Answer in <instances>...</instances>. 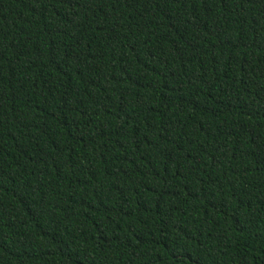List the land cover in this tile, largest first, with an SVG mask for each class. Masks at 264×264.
Returning a JSON list of instances; mask_svg holds the SVG:
<instances>
[{
	"label": "trees",
	"instance_id": "1",
	"mask_svg": "<svg viewBox=\"0 0 264 264\" xmlns=\"http://www.w3.org/2000/svg\"><path fill=\"white\" fill-rule=\"evenodd\" d=\"M0 264H264V0H0Z\"/></svg>",
	"mask_w": 264,
	"mask_h": 264
}]
</instances>
